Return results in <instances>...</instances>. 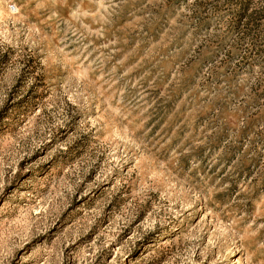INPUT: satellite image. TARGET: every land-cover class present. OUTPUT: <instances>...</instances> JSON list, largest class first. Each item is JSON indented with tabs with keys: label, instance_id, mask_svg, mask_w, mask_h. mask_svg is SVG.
<instances>
[{
	"label": "rangeland",
	"instance_id": "rangeland-1",
	"mask_svg": "<svg viewBox=\"0 0 264 264\" xmlns=\"http://www.w3.org/2000/svg\"><path fill=\"white\" fill-rule=\"evenodd\" d=\"M0 264H264V0H0Z\"/></svg>",
	"mask_w": 264,
	"mask_h": 264
}]
</instances>
